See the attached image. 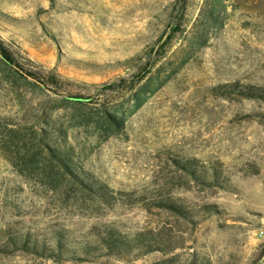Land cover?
Masks as SVG:
<instances>
[{"label":"rangeland","instance_id":"1","mask_svg":"<svg viewBox=\"0 0 264 264\" xmlns=\"http://www.w3.org/2000/svg\"><path fill=\"white\" fill-rule=\"evenodd\" d=\"M238 1L199 49L191 32L204 0H0V41L17 64L0 61V119L28 135L64 131L84 176L111 191L103 200L63 180L54 188L1 127L0 264H264V101L214 92L264 88V0ZM189 158L218 166L231 186L184 177L175 160ZM109 229L173 251L55 262L7 239L29 233L54 247L58 232L86 244Z\"/></svg>","mask_w":264,"mask_h":264},{"label":"trees","instance_id":"2","mask_svg":"<svg viewBox=\"0 0 264 264\" xmlns=\"http://www.w3.org/2000/svg\"><path fill=\"white\" fill-rule=\"evenodd\" d=\"M186 2L187 0H178L181 5ZM240 8L238 0H204L197 20L192 27V42L199 49L209 46L211 39L228 24L234 13ZM173 31L177 32L178 29ZM0 54L5 58L0 60L2 63L12 68L17 66L13 56L5 49L1 41ZM17 72L26 81L28 77L35 78L31 73H27L26 77L20 70H17ZM214 92L225 99L239 97L264 101L263 87L242 85L240 82L217 86L214 88ZM135 98L138 100L136 107L140 108L143 106L145 99H142V96H136ZM72 100L71 98H64L61 104L71 103ZM108 122L116 130L123 125V119L109 115ZM13 126H16L13 121L0 119V128L3 127V132L7 135L6 141H9L13 146H23L29 151L28 153L32 160L42 166L44 177L49 180L54 188H56L55 183L63 180L72 186L78 185L83 188L85 186L89 192L103 200H107L111 195L107 185L91 177L84 176V171L76 154L69 148L68 136L64 131L55 127L54 132H50L48 131L49 129L43 127L39 135L34 132L28 135L27 132H24L25 128H14ZM175 163L177 168L182 171L184 177L187 176L202 185H219L228 189L232 184L230 179L223 175L218 166L208 168L195 158L176 159ZM161 198L158 196L152 199L157 202L159 207L169 209L182 218H192L191 213L183 209L179 205L178 200ZM7 239L18 249L26 250L41 258L55 262H61V259L87 262L91 259L105 256L120 258L136 252L143 254L161 252L167 254L173 251L172 247L166 245L157 237L147 236V234L124 235L112 229L99 232L90 243L86 244L71 242L69 237L58 232L53 236L54 247L48 246L46 239H40L38 236L29 233L19 236L8 233Z\"/></svg>","mask_w":264,"mask_h":264},{"label":"water","instance_id":"3","mask_svg":"<svg viewBox=\"0 0 264 264\" xmlns=\"http://www.w3.org/2000/svg\"><path fill=\"white\" fill-rule=\"evenodd\" d=\"M0 58H1V59H5L1 54H0Z\"/></svg>","mask_w":264,"mask_h":264}]
</instances>
